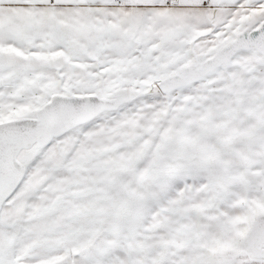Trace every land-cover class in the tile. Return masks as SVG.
<instances>
[{
	"label": "snow or ice",
	"instance_id": "6c2138e0",
	"mask_svg": "<svg viewBox=\"0 0 264 264\" xmlns=\"http://www.w3.org/2000/svg\"><path fill=\"white\" fill-rule=\"evenodd\" d=\"M0 264H264V0H0Z\"/></svg>",
	"mask_w": 264,
	"mask_h": 264
}]
</instances>
